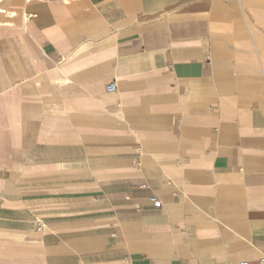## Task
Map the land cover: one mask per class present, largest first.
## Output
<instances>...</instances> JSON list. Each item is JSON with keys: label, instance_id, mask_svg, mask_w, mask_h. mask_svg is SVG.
I'll list each match as a JSON object with an SVG mask.
<instances>
[{"label": "crops", "instance_id": "crops-1", "mask_svg": "<svg viewBox=\"0 0 264 264\" xmlns=\"http://www.w3.org/2000/svg\"><path fill=\"white\" fill-rule=\"evenodd\" d=\"M263 255L264 0H0V264Z\"/></svg>", "mask_w": 264, "mask_h": 264}, {"label": "built area", "instance_id": "built-area-1", "mask_svg": "<svg viewBox=\"0 0 264 264\" xmlns=\"http://www.w3.org/2000/svg\"><path fill=\"white\" fill-rule=\"evenodd\" d=\"M108 91L113 92L116 91L117 89V83L114 81L112 83H110L108 85ZM151 200L155 203V205L157 207L162 206V201L160 199H158L157 197H151ZM242 264H248L247 262H244ZM258 264H264V255L260 258V260L258 261Z\"/></svg>", "mask_w": 264, "mask_h": 264}]
</instances>
